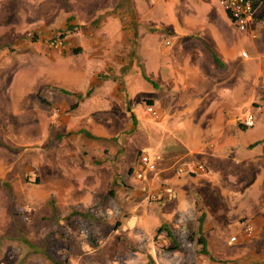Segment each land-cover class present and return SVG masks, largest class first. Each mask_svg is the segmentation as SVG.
<instances>
[{"label":"crops","instance_id":"0c3cea01","mask_svg":"<svg viewBox=\"0 0 264 264\" xmlns=\"http://www.w3.org/2000/svg\"><path fill=\"white\" fill-rule=\"evenodd\" d=\"M78 4L81 5L74 6L58 28L52 29L62 32L69 25L75 27L63 37L62 50L43 48L41 33L47 29L42 20H28L30 16L0 20V65H5L10 74L9 94L5 95L7 103L12 104L15 93L16 102L25 110L29 95L34 94L27 88L30 81L36 91L54 86L55 93L87 99L97 97L98 90H104V99L108 101L104 105H114L116 101L121 112L127 111L129 95L125 90L128 82L124 84V81L130 78V82H134L137 70L142 69L143 81H147L146 77L154 81L157 88L153 95L142 96L139 103L130 105L127 113L137 121L150 118L146 105H153L161 113V123H165L164 128L169 132L164 153L173 158L166 159L164 167L148 179V192L143 193L146 204L135 208L136 225L132 229H146L159 215L172 223V232L201 234L208 253L201 251L203 240L200 237L196 247L201 252L200 264H217L218 255L228 259L227 264H264V254L258 253L261 234L253 242H247L252 237L244 235L240 248L219 249L214 256L205 236L206 230L212 227L209 218L212 211H203L194 199L197 191L208 185L217 188L248 183L255 178L254 194L244 197L234 193V199L221 207L227 217L222 222L237 229L240 222L250 217L257 232L264 231L261 200L264 194V79L261 84L264 77V0L256 7L254 18L244 31L236 27L219 0H158L156 4L150 0H79ZM28 27L37 31L36 39L29 40L26 36ZM162 32L168 36L161 44L165 57L153 50V36ZM28 40H35L34 45L25 49ZM11 41L18 42L23 50L11 53L4 48ZM167 41L170 44H166ZM55 52L69 60L87 53V60L67 67H49L48 64L45 67L42 57ZM149 55L154 57V64H149ZM139 78L135 82L139 83ZM0 83L4 82L0 80ZM79 103L73 107L67 102L53 105L57 115L49 113L48 106H37L42 117L47 119L40 129L39 144L50 148L57 141L67 144L69 138L78 139L80 144L83 142V155L89 159L86 167L73 173V183L46 181L38 174L39 195L43 200L52 196L65 209L69 204L88 208L113 190L112 200L120 207L135 204L141 190L119 174H113L114 167L107 178L100 169L102 166L97 164L103 157H96L97 150L92 145L96 138L112 142L123 129H107L100 136L91 132L93 138L87 143L86 135L90 131L81 125L73 127L69 119L71 110H77ZM250 112L255 113L256 122L246 127L243 119ZM61 120L65 122L60 123ZM64 125L68 136L65 134L57 139L64 133L60 132ZM102 149L107 153L106 148ZM174 159L184 162L188 168L204 164L207 170L203 173L177 172L170 166ZM53 162L61 166L59 161L53 159ZM5 173V168L0 167V176ZM250 175L252 177L248 178ZM223 201L229 200L223 198ZM201 204L202 208L206 206L205 202ZM177 247L172 251H180L182 245ZM152 257L154 264H159L161 255L154 253Z\"/></svg>","mask_w":264,"mask_h":264},{"label":"rangeland","instance_id":"374dc122","mask_svg":"<svg viewBox=\"0 0 264 264\" xmlns=\"http://www.w3.org/2000/svg\"><path fill=\"white\" fill-rule=\"evenodd\" d=\"M150 1L156 4L158 0ZM78 3L79 0H0V20H20L28 16H30L28 20H42L46 24L44 28L48 31L41 33L45 45L43 48L48 47L52 50L54 48L47 42L61 32L52 29L58 28L63 23L74 6L81 5ZM29 32L35 34L32 40L38 37L34 27H28L25 34L29 40L31 38L28 36ZM165 37H168L165 32L153 36V50L160 57L166 55L164 48L161 47ZM22 39H25V36ZM29 40L26 41L28 47L25 49H30L31 45H34L35 40ZM4 48L9 49L11 53L23 50L15 41L7 43ZM57 49L62 50L63 47ZM54 55L42 57L45 67L47 64L49 67L57 65L67 67L87 60V53L70 60L65 56H58L56 52ZM151 57L149 55V59ZM154 63L153 57L149 60V64ZM0 67L2 68L0 80L4 82L0 83V167L5 168L6 172L5 175L0 176V264H154L152 257L154 253L157 256L161 255L159 264H182V261L184 264H200L198 262L201 260L198 258L201 257V252L196 247L199 246L201 234L172 232L174 230L172 223L159 215L146 229L142 231L132 229L136 225L135 208L146 204L143 200H145L144 194L148 192V179L164 167L166 159L173 158L164 153L169 132L164 128L165 123H161V115L160 118H155L147 111L150 118L137 121L136 117L127 113L128 109H131L130 105L139 103L138 99L142 96L153 95L157 88L154 81L146 77L147 81H143L142 69L137 70L134 82H130V78L124 81V84L128 82L125 91L128 92L129 99L127 111L121 112V107L116 101L114 105L103 104L108 103L104 99L106 97L104 90H98L97 97L87 99L55 93L54 86H44L36 91L30 81L27 83V88L32 89L34 94L29 95L28 104L24 105L25 110H22L21 105L16 102L15 93L12 95V104L7 103L5 95L9 94L10 74L6 72L5 65ZM29 69H31L30 65ZM31 76L32 74H29V77ZM137 76L141 80H138L139 83L135 82ZM11 77L14 78L13 73ZM263 79L264 77L261 78V84ZM1 85L5 86L2 88ZM60 102H67L69 106L72 105L71 107L80 102L77 110H71L69 119L73 127L81 125L90 131V135L91 132L95 136L103 135L107 129L109 131L123 129L112 142L96 137L94 141L88 134L86 138L89 139L86 140L87 143L92 140V145L97 150L96 157H103L101 163L97 164L102 166L100 169L104 170L103 173L107 178L114 167L113 174H119V177L128 183H133L141 190L142 193L138 200H135V204L120 207L112 200L114 196L109 192L104 195L105 197L102 196L103 200L88 208L69 204L70 206L67 205L65 209L59 206L52 196L47 200L41 198L38 174H41L43 179H47L46 181L73 183V173L81 171L89 163L88 157H85L81 150L83 142L80 144V141L77 142L78 139L69 138L67 144L57 141V144L50 148H45L38 142L41 126L47 122L38 107L48 106V112L57 115L56 108L52 106ZM62 122L65 121L61 120L60 123ZM60 132L64 133L57 139L65 137V125L61 126ZM102 148H106L107 153H104ZM142 153H147L151 158L159 155L161 159L155 169L143 168L144 178L139 180L129 172L138 166V159ZM35 158L38 162L37 160L35 162ZM53 159L55 162L59 161L61 166L55 165ZM186 165L176 159L170 162V166L177 172L181 166L188 168ZM250 177L252 176H248ZM254 179L248 180V183L222 185L217 188L208 185L195 194L194 199L198 207L208 213L210 209L212 211L209 215L212 227L206 230L205 236L209 240L210 252L214 256L219 249L233 251L244 244L240 239L244 237L247 221L255 226L254 236L247 239V242H253L261 234L262 241L258 253L264 254V231L257 232V227L250 217L240 222V227L237 229L227 222H222L227 220V217L221 207L234 199V193L244 197L254 194ZM223 198L229 201H223ZM261 200L264 203V194ZM202 202L206 204L203 208ZM172 235L174 237H171ZM233 236L238 240H231ZM179 244L182 245L180 251L173 252L172 250L178 248ZM215 260L217 264L228 262V259L220 255Z\"/></svg>","mask_w":264,"mask_h":264},{"label":"built area","instance_id":"2783aa9c","mask_svg":"<svg viewBox=\"0 0 264 264\" xmlns=\"http://www.w3.org/2000/svg\"><path fill=\"white\" fill-rule=\"evenodd\" d=\"M222 8L227 12L230 19L240 30H246L249 26L250 21L254 18L256 5L255 0H219ZM33 32H29V37H34ZM253 37H256V34H253ZM166 44H170L169 41ZM48 45L52 48H62L65 45V40L62 36H53L48 41ZM246 55V53H243ZM147 111L151 113L155 118H159L160 114L156 108L148 104ZM256 115L253 112L248 113L243 119V124L246 127H252L255 125ZM161 159L160 156L151 158L147 153H142L138 159V166L135 169H132V174L137 179H143V168L155 169L157 167V162ZM207 168L204 164H197L191 168L179 167V172L189 171L190 173H203L206 172ZM255 233V226L250 221H247L244 228V235L247 238L253 237ZM231 240L236 241L237 237L233 236Z\"/></svg>","mask_w":264,"mask_h":264},{"label":"trees","instance_id":"16d2710c","mask_svg":"<svg viewBox=\"0 0 264 264\" xmlns=\"http://www.w3.org/2000/svg\"><path fill=\"white\" fill-rule=\"evenodd\" d=\"M262 0H255V5H256V7L259 5V3L261 2ZM74 26H72V25H69L68 26V28H67V30H65V31H62V32H60V34H58V36H62V37H64V36H66L67 35V31H72V30H74ZM61 92H63V93H69L68 91H66V90H60ZM81 132H84L85 134H86V132L85 131H81ZM87 134L88 135H90L88 132H87ZM91 136V135H90ZM38 181V180H37ZM109 193H113V190H110V192ZM170 235H171V233H170ZM201 239L203 240V247H202V252L203 253H208V250H207V247H206V241H205V239L203 238V237H201Z\"/></svg>","mask_w":264,"mask_h":264}]
</instances>
